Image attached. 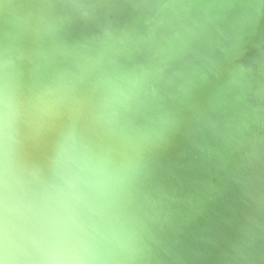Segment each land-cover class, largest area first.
<instances>
[{
    "label": "clouds",
    "instance_id": "obj_1",
    "mask_svg": "<svg viewBox=\"0 0 264 264\" xmlns=\"http://www.w3.org/2000/svg\"><path fill=\"white\" fill-rule=\"evenodd\" d=\"M257 40L264 0H0V264H189L199 197L162 161L190 125L255 147ZM230 248L264 264V225Z\"/></svg>",
    "mask_w": 264,
    "mask_h": 264
}]
</instances>
